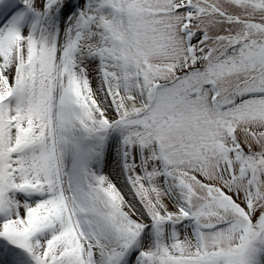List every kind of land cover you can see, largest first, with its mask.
Instances as JSON below:
<instances>
[{"label": "snow or ice", "instance_id": "obj_1", "mask_svg": "<svg viewBox=\"0 0 264 264\" xmlns=\"http://www.w3.org/2000/svg\"><path fill=\"white\" fill-rule=\"evenodd\" d=\"M0 264H264V0H0Z\"/></svg>", "mask_w": 264, "mask_h": 264}]
</instances>
